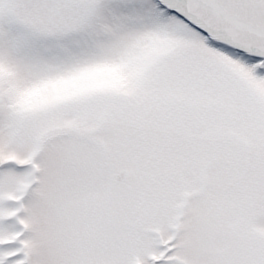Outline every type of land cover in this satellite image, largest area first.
Listing matches in <instances>:
<instances>
[{
    "label": "snow or ice",
    "instance_id": "6c2138e0",
    "mask_svg": "<svg viewBox=\"0 0 264 264\" xmlns=\"http://www.w3.org/2000/svg\"><path fill=\"white\" fill-rule=\"evenodd\" d=\"M0 264H264V0H0Z\"/></svg>",
    "mask_w": 264,
    "mask_h": 264
}]
</instances>
